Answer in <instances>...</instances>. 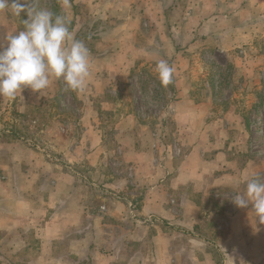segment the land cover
Segmentation results:
<instances>
[{
	"label": "crops",
	"instance_id": "crops-1",
	"mask_svg": "<svg viewBox=\"0 0 264 264\" xmlns=\"http://www.w3.org/2000/svg\"><path fill=\"white\" fill-rule=\"evenodd\" d=\"M73 3L82 9L73 12L70 31L90 53L87 86L77 93L81 132L52 154L19 135V193H6L5 199L15 197V202L0 206V264H264V246L258 248L261 257L251 258L253 242L264 241V224L255 219L252 203L239 208L233 202L248 181L264 178V168L253 158L240 163L248 137L242 116H233L236 107L219 110L214 100L197 99L199 76L188 72L200 61L198 53L217 51L240 77L257 78L258 69L264 70V55L257 53L264 37V0ZM7 13L0 12L5 46L8 22L14 21ZM162 59L175 69L178 99L172 106L174 115L184 118L176 126L191 135L183 158L164 157L161 147L153 149L146 141L141 145L143 125L120 99L121 81L137 78V69ZM110 80L117 87L99 88ZM54 81L43 95L23 88L19 112L33 109L34 98L47 96ZM99 98L101 112L95 105ZM104 110L115 117L112 156L127 169L111 179L100 171L111 154L105 148ZM237 128L239 136L233 132ZM85 165L102 178L99 183H87ZM212 205L225 210H209ZM209 223L215 229L227 225L223 240L215 239ZM14 241L18 260L6 258L1 247Z\"/></svg>",
	"mask_w": 264,
	"mask_h": 264
},
{
	"label": "rangeland",
	"instance_id": "rangeland-1",
	"mask_svg": "<svg viewBox=\"0 0 264 264\" xmlns=\"http://www.w3.org/2000/svg\"><path fill=\"white\" fill-rule=\"evenodd\" d=\"M71 1L72 4L69 1L70 7L68 8L61 6V0H30V3L38 10L49 8L58 15H67L71 21L69 24L70 29L74 23L73 12L82 9V7L79 8V4L74 6L73 0ZM11 2L12 0H9V3ZM7 14L9 16L8 19L11 16L14 20V23L8 22L10 26L7 27L9 28L7 32L11 33L16 29L17 32L13 34H17L23 30L22 20L28 18L26 12H22L20 17L11 15L9 11ZM3 45L5 46L6 44L3 43ZM257 48V53L264 55V37L259 40ZM240 54L243 53L241 52ZM198 56L200 61L197 60V62L193 63V68L188 71L199 76L196 79V84L200 94L196 98L201 101L207 98L214 100L219 110L226 109L230 105L236 107V112L233 116H242L247 128V132H244V134L248 137L244 151L245 156L240 163H246L250 158H253L254 162L261 164L264 168V70L258 69L257 78L245 80L240 77L238 69H235V65L229 62V58L225 54L213 51V53L207 55L201 52V54L198 53ZM155 67L156 65L142 66L134 73L140 74L135 75L137 78H132L131 76L130 79L121 81L118 88H122L124 93L120 99H123L122 101L126 106L130 105L133 107L137 118L143 125V127L141 126L142 130L139 131L140 136L138 138L141 145L146 141L153 149L161 147V150L165 153L164 157H178L181 154V158H183L189 150L191 135L176 126L184 122V118L174 115L175 112L172 105L178 99L173 88L174 80L167 88L161 87ZM113 83V80L104 81L99 85V88L112 89L117 87L116 82L115 86H112ZM207 89L212 92L213 96L207 97L205 94ZM37 99V97L34 98L33 109L21 114L19 112V93L11 101L0 96V206L8 203V201L10 203L15 202L13 195L11 196L14 198L5 199L6 193H19V135L33 142L31 144L34 146L44 148L46 153L52 154L53 151L57 153L56 148L59 149L61 145L69 146L71 141L76 140L81 132L76 122L80 119L81 106L83 105H81L79 100L77 101V93L66 90L63 81L55 80L47 96L40 101ZM100 100L101 98L96 100L95 105L97 108L101 106V103L97 102ZM99 110L101 112V108ZM102 114L107 141L105 148L111 154L102 161L100 171L104 178L111 179L112 174L125 173L127 169L126 167H121L119 160L112 156L117 144L114 135L115 117L110 111L106 110L102 111ZM217 115L223 116V113L217 112ZM203 130L197 134L198 139L203 137ZM233 132H236L237 136H239L241 130L237 128ZM65 136H70L71 140L64 141ZM81 169L87 173L85 180H87L88 184L91 182L99 183L102 180V178L99 179L97 177V172H94L91 167L85 165L81 166ZM208 209H213L219 213L225 210L224 207L219 208L213 205L208 206ZM211 221L209 220L208 222ZM209 225L211 229H215L210 223ZM224 225L227 227L226 224ZM226 227L215 229L216 240H223L227 235V231L224 230ZM206 231L210 234L208 227ZM2 238L0 236V241ZM253 244L254 254L251 258L255 259L256 255L257 257L259 256L257 254L258 248H263L264 241H254ZM4 245L2 244L1 247L2 251L8 254L6 258L18 260L19 244L14 241L13 245ZM238 245L240 243L237 242ZM236 264L242 263L236 262Z\"/></svg>",
	"mask_w": 264,
	"mask_h": 264
},
{
	"label": "clouds",
	"instance_id": "clouds-1",
	"mask_svg": "<svg viewBox=\"0 0 264 264\" xmlns=\"http://www.w3.org/2000/svg\"><path fill=\"white\" fill-rule=\"evenodd\" d=\"M61 6L70 7L69 0H61ZM6 10L15 17L26 12L28 18L22 20L23 30L6 35L7 47L0 44V96L14 100L26 87L43 95L53 80L63 81L67 91L83 92L90 76V53L83 41L74 38L68 16L49 8L38 10L30 0H0V12ZM155 71L161 87L167 88L174 67L162 59ZM233 202L239 208L252 203L255 219L264 224V178L248 181Z\"/></svg>",
	"mask_w": 264,
	"mask_h": 264
}]
</instances>
